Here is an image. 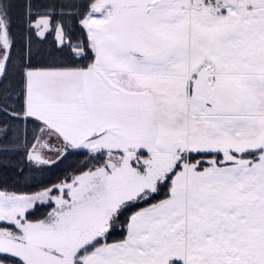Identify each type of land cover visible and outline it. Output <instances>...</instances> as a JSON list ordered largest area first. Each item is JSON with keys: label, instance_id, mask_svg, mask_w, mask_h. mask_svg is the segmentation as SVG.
<instances>
[{"label": "snow or ice", "instance_id": "snow-or-ice-1", "mask_svg": "<svg viewBox=\"0 0 264 264\" xmlns=\"http://www.w3.org/2000/svg\"><path fill=\"white\" fill-rule=\"evenodd\" d=\"M0 264H264V0H0Z\"/></svg>", "mask_w": 264, "mask_h": 264}]
</instances>
